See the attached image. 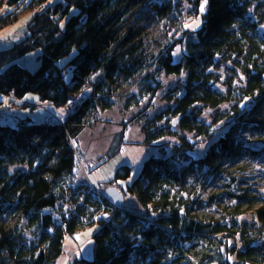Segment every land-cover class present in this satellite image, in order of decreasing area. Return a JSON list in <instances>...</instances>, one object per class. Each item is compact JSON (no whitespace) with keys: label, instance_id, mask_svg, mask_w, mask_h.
I'll return each mask as SVG.
<instances>
[{"label":"trees","instance_id":"16d2710c","mask_svg":"<svg viewBox=\"0 0 264 264\" xmlns=\"http://www.w3.org/2000/svg\"><path fill=\"white\" fill-rule=\"evenodd\" d=\"M201 2L0 0V30L27 19V33L0 47V264H57L67 239L90 227L94 257L74 253L68 264H264V195L246 161H264V0H207L203 13ZM35 50V69L17 61ZM162 75L176 80L148 117ZM30 92L41 119L1 122L2 97L13 111ZM119 103L137 111L116 138L145 118L142 143L162 154L130 182L131 167L119 166L98 189L79 170L78 137ZM243 132L257 136L246 142Z\"/></svg>","mask_w":264,"mask_h":264},{"label":"rangeland","instance_id":"374dc122","mask_svg":"<svg viewBox=\"0 0 264 264\" xmlns=\"http://www.w3.org/2000/svg\"><path fill=\"white\" fill-rule=\"evenodd\" d=\"M26 24L27 19L23 17L11 26L0 30V47H7L12 41H19L21 37L27 33ZM262 32H264V28H262ZM177 49H179V47L174 50V61H177L180 56ZM37 54L38 51L35 50L19 57L17 61L29 69H35L38 65ZM217 72H219L221 75L222 80L227 75L225 74L224 66H221ZM161 79L164 83V87L155 98V105L153 109L150 110L148 117H152L164 108L165 103L161 100L162 93L175 82L176 77L162 75ZM2 99L4 102L1 105L6 108V111L4 112V118L1 120V122L11 121L12 114H16L21 117L29 115L35 121H39L41 119V103L35 93H27L22 101H28L29 103L24 106H15L13 111L9 107L10 105H13L12 102H8L10 98L3 96ZM33 105L35 106L33 107ZM50 108L55 114L58 112L54 107L50 106ZM135 111H137V109L124 110L122 108V104L119 103L115 108L102 113L100 121L84 129L78 137L77 146L80 153L81 164V166L79 165V170L84 173L88 182L98 189H102V187L105 185L103 182L110 180L113 177L115 170L119 166L125 164L131 167V179L130 177L127 179V182H130L135 176L138 175L140 168L148 157L151 155L162 154L160 146H147L142 143L143 134L141 129L142 125L146 121L145 118L130 123L127 126L126 132L124 133L121 142L119 141V136L116 138V135H118L117 133L121 129L120 123L129 119V117ZM255 134L256 133H242L246 142L249 139H254L257 136ZM173 140V138L163 139L160 140L159 144L166 143V141L173 142ZM111 144L113 145L112 147L114 148V153L112 156H107V154L112 152V147L110 148ZM103 160L105 161L100 163ZM246 161L253 168V171L249 172L250 176H252L251 179H249V182L254 185L256 192H258L260 195H264V173L260 171V169L264 166L263 155L256 156L254 158H246ZM107 187L109 186L104 187L103 191ZM125 205L129 208H134L137 210L140 209L138 203L133 199H127ZM221 205L214 206L209 211L219 215L217 210L220 209ZM94 229L95 227L85 229L79 240L76 241L77 243L67 239L65 251L59 258V264H68L69 258L74 253H76V255L79 257L92 259L94 257V241L92 240Z\"/></svg>","mask_w":264,"mask_h":264},{"label":"water","instance_id":"95a60500","mask_svg":"<svg viewBox=\"0 0 264 264\" xmlns=\"http://www.w3.org/2000/svg\"><path fill=\"white\" fill-rule=\"evenodd\" d=\"M255 148H261L263 146L262 143H256L253 145ZM103 195L107 197L113 204L121 205L123 203L122 194L113 187L106 188L103 191Z\"/></svg>","mask_w":264,"mask_h":264},{"label":"snow or ice","instance_id":"6c2138e0","mask_svg":"<svg viewBox=\"0 0 264 264\" xmlns=\"http://www.w3.org/2000/svg\"><path fill=\"white\" fill-rule=\"evenodd\" d=\"M206 4H207V0H202V2L200 4V9H199L201 13H203L205 11V5ZM200 23H201V21H200L199 17H197L196 19L191 20L190 23L186 22L183 25V27H185V28H195V27H198ZM261 27L264 28V25H262ZM177 51H179V49H177ZM247 99H248V97H245V100H247ZM71 103H72V101H69V104H71ZM58 112L62 114L63 113V109L58 110ZM130 179H131V177H130ZM104 215H107V214L105 213Z\"/></svg>","mask_w":264,"mask_h":264},{"label":"built area","instance_id":"2783aa9c","mask_svg":"<svg viewBox=\"0 0 264 264\" xmlns=\"http://www.w3.org/2000/svg\"><path fill=\"white\" fill-rule=\"evenodd\" d=\"M87 87H89L88 85H87ZM70 107H71V109L72 110H76L78 107H79V100H77V99H74L73 101H72V103L70 104ZM47 111V113H46V116L43 118V121L44 122H48L51 118H53V113H52V111L49 109V110H46ZM2 116L0 115V118H1ZM55 117V116H54ZM104 220H108L109 218H110V214H108L107 213V215H103V217H102Z\"/></svg>","mask_w":264,"mask_h":264},{"label":"crops","instance_id":"0c3cea01","mask_svg":"<svg viewBox=\"0 0 264 264\" xmlns=\"http://www.w3.org/2000/svg\"><path fill=\"white\" fill-rule=\"evenodd\" d=\"M42 106H45V105H42ZM72 242H73V241H72ZM57 262H58V264H59V259H58V261H57Z\"/></svg>","mask_w":264,"mask_h":264},{"label":"bare ground","instance_id":"6f19581e","mask_svg":"<svg viewBox=\"0 0 264 264\" xmlns=\"http://www.w3.org/2000/svg\"><path fill=\"white\" fill-rule=\"evenodd\" d=\"M78 100V99H77Z\"/></svg>","mask_w":264,"mask_h":264}]
</instances>
